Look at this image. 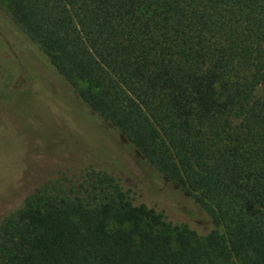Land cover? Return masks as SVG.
Returning <instances> with one entry per match:
<instances>
[{"label":"trees","instance_id":"16d2710c","mask_svg":"<svg viewBox=\"0 0 264 264\" xmlns=\"http://www.w3.org/2000/svg\"><path fill=\"white\" fill-rule=\"evenodd\" d=\"M0 4L10 40L31 42L45 61L14 42L17 91L44 78L92 142L96 116L211 220L198 233L135 199L130 162L67 157L75 173L0 222V264H264V0Z\"/></svg>","mask_w":264,"mask_h":264},{"label":"rangeland","instance_id":"374dc122","mask_svg":"<svg viewBox=\"0 0 264 264\" xmlns=\"http://www.w3.org/2000/svg\"><path fill=\"white\" fill-rule=\"evenodd\" d=\"M13 33L15 27L9 11L0 4V222L37 187L63 172L69 177L75 173L73 168H78V165L65 158L99 155L101 161L116 166L114 157L132 164L131 174L124 182L132 187L135 199L157 209L166 208L173 223L186 221L198 233L210 228L211 220L192 198L148 168L108 122L95 116L93 121L98 137L92 142L90 135L85 133L89 127L81 121L79 128L78 124L70 121L73 110L63 106V98L51 91L44 78L35 77L33 86L17 91L25 81L22 61L14 42L17 41L39 61H45L31 42L10 40ZM48 72L70 95L66 84L50 68ZM256 94L264 96V85L256 88ZM134 179L138 186H133ZM223 264L240 263L232 258Z\"/></svg>","mask_w":264,"mask_h":264}]
</instances>
